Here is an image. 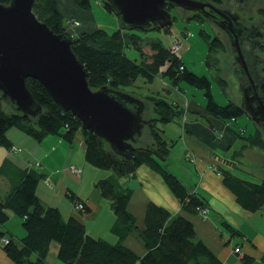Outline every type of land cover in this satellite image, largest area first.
<instances>
[{
	"label": "trees",
	"instance_id": "obj_1",
	"mask_svg": "<svg viewBox=\"0 0 264 264\" xmlns=\"http://www.w3.org/2000/svg\"><path fill=\"white\" fill-rule=\"evenodd\" d=\"M0 2L6 4L9 0ZM100 3L103 4V1L100 0ZM75 4L88 10L92 6L91 0H75ZM104 7L112 13L107 5ZM32 9L37 18L53 32L67 34V20L62 15L57 0H35ZM261 13L264 15V10ZM188 19L204 20L196 13ZM150 30L172 34L170 26L164 29L152 26L147 30L120 27L111 33L103 27L82 32L76 29L77 34L71 37L72 50L88 72L90 86L96 89L106 85L122 90L123 87L132 86L139 77L152 83L158 74L166 77L173 86L184 81L203 90L206 113L227 122L228 129L238 140L240 146L233 154V166L243 149L257 146L264 150V139L257 126L251 132H246L245 127L236 126L235 121L244 114L239 103L231 99L225 104L217 103L213 98L208 77L188 69L182 58L174 55L169 44H163L161 38L139 33ZM200 33L210 38L203 30ZM183 35L185 36L184 33ZM209 40V50L223 47L215 36ZM129 44L139 52V61L127 56L125 47H129ZM144 47H148L150 52L146 53ZM164 64L168 67L160 72L159 68ZM216 80L225 89L226 81L220 76ZM25 84L42 106L43 112L35 118L25 117L18 110H13L9 104H6V110L2 105L4 101L0 100V143L6 142V133L13 127L35 141H40L47 135H58L63 140L72 142L80 132L86 162L98 169L111 171L109 175L98 178L95 186L102 197L110 201L115 215L111 232L116 236V241L109 242L101 237H93L76 217L64 219L58 208L44 205L36 194V188L39 181L47 175L28 167L19 171L13 166L18 180L10 192L0 199V226L12 213L20 218L25 233L15 240L0 229V240L7 238V243L1 246L11 261L15 264H49V246L51 242H56L57 258L63 264H222L197 238L192 222L185 215L172 216L164 207L153 202L147 204L145 226L138 231L146 249L145 253L138 257L123 244L125 237L136 230L135 217L127 209L132 189L126 185V181L141 165L148 166L162 177L186 214H197L200 209L207 208L204 197L188 189L167 164V157L175 140L168 141L163 137L164 126L175 117L181 116V109L158 94L146 95L144 100L152 104L154 115L149 118L145 116V130L133 145L134 148L129 151L127 159L113 153L108 144L95 133L82 128L79 120L70 111L59 108L38 80L28 77ZM146 131L152 139L151 144L144 138ZM2 171L0 167V174L5 175ZM222 175L223 183L235 194L242 206L250 210L264 209V179H244L228 170H223ZM69 197L75 201L72 194ZM221 222L232 237L240 235L227 221ZM241 259L245 263L251 262L250 258L244 256Z\"/></svg>",
	"mask_w": 264,
	"mask_h": 264
},
{
	"label": "crops",
	"instance_id": "obj_2",
	"mask_svg": "<svg viewBox=\"0 0 264 264\" xmlns=\"http://www.w3.org/2000/svg\"><path fill=\"white\" fill-rule=\"evenodd\" d=\"M57 3L64 18L80 21L77 31H91L102 27L93 17L92 10L78 7L75 0H57ZM160 83L164 85L161 87L168 96L167 100L182 110L179 116L181 120L173 119L167 126L175 134L172 139L175 143L168 154L167 164L188 189L204 197L208 213L186 214L162 177L148 166L141 165L126 181V185L132 189L127 209L135 217L136 230L125 237L123 244L138 257L145 253L138 231L145 226L147 204L153 202L164 207L172 216L185 215L192 222L197 238L222 264H264V209L245 208L223 183V170L239 176L233 171L231 163L233 154L240 146L238 140L228 129L227 122L206 113L202 101H196L193 97L180 93L178 89H174L172 93V89L163 80L160 79ZM235 124L238 127L237 120ZM13 144L22 147V150L18 153L10 152L9 146ZM234 145L238 148L235 149ZM252 148L261 150L258 155L264 159V150L253 146L243 149L237 160ZM35 161L40 162L41 168L34 165ZM71 165L81 169L79 175L71 172ZM13 166L19 171L24 167L37 169L51 179L52 186L47 185L43 178L36 188V194L44 205L58 208L64 219L76 217L84 224L89 235L109 242L116 241V236L111 232L115 215L110 201L102 197L95 186L96 180L106 176L108 172L97 170L86 162L82 134L80 136L77 133L72 142H67L58 135H47L40 141H35L18 128H10L6 133V142L0 143V167L5 173L0 174V199L10 192L18 180ZM262 177L264 179V175ZM69 194L74 196L75 201ZM76 202L83 203L85 210H78ZM12 217L17 216L10 213L9 218ZM7 220L0 229L18 240L25 233L21 220L20 224ZM222 220L236 228L240 235L232 237ZM236 246L240 248L239 254L233 251ZM57 251L58 244L51 242L47 255L49 264H61ZM49 255L55 256L53 261L48 260ZM242 256L250 258L251 262L245 263ZM0 264H15L7 257L1 244Z\"/></svg>",
	"mask_w": 264,
	"mask_h": 264
},
{
	"label": "water",
	"instance_id": "obj_3",
	"mask_svg": "<svg viewBox=\"0 0 264 264\" xmlns=\"http://www.w3.org/2000/svg\"><path fill=\"white\" fill-rule=\"evenodd\" d=\"M34 1L0 2V100L23 116L35 118L43 112L42 106L25 80L36 79L59 108L79 120L82 128L104 140L113 153L129 159V151L147 125L145 103L106 85L92 88L88 72L72 50L71 37L53 32L39 20L32 9ZM102 1L125 29H164L173 21L170 7L199 14L224 31L238 76L239 105L264 135V76L254 70L244 47V41H250L254 51L264 39L259 25L246 26L236 11L208 0Z\"/></svg>",
	"mask_w": 264,
	"mask_h": 264
},
{
	"label": "rangeland",
	"instance_id": "obj_4",
	"mask_svg": "<svg viewBox=\"0 0 264 264\" xmlns=\"http://www.w3.org/2000/svg\"><path fill=\"white\" fill-rule=\"evenodd\" d=\"M208 1L217 5L229 7L230 9L236 11L239 16L244 18L246 24L252 23L259 25L261 31H264V15L261 13V10H264V0ZM91 5L93 17L105 30L111 33L112 31L120 28L119 21L116 15L109 12L103 4L98 3L97 0H91ZM170 12L174 17L172 24L170 25V29L171 32L175 36L180 37V40L182 41L181 50L179 52L187 68L191 71H194L198 75H205L206 77H208L211 83L210 89L213 98L217 103L225 104L228 99H231L238 103L240 100V92L238 91L237 80L238 76L233 69V57L230 51L228 37L225 32L219 29L213 22L209 20L188 19V17L192 16L193 14L191 11H185L180 8H170ZM65 19L68 21L69 18L67 19V17H65ZM70 29L71 28H69V30ZM201 30L208 34L210 38L212 36H215L219 40V42L223 44V47H218L216 48L217 50L213 51L209 50L210 38L208 39L204 34H201ZM139 33L154 37L157 36L161 38L163 44H169V34H165L162 31L150 30L145 33ZM183 33L185 35L189 33V35L186 37L183 35ZM246 48L248 49L247 46ZM144 51L146 53L150 52L148 47H144ZM125 52L128 57L136 59L137 61L140 60L139 52L131 44H129V47H125ZM255 52L259 55L258 57L264 59V39L259 41L255 48ZM218 76L226 81V85L224 86L225 89H223L222 85L217 82L216 77ZM155 78L156 80H154L152 83H147L139 77L136 79L132 86L123 87L122 91L130 93L131 95L142 99L143 101H145L144 98L146 95L163 94L161 96L167 98L168 96L166 92L161 87L163 85L162 83H160L161 79L165 82V84H167V87L172 89V93L174 89H178L180 93H185L186 96L193 97L194 100L202 101L203 103H205L206 99L203 95L202 89L189 85L184 81H179L177 85L173 86L172 83L162 75H157ZM3 103V107L8 110V107L6 106L7 103ZM153 115L154 113L152 104L145 101V116L149 118ZM176 120L180 121L181 119L178 117L173 121ZM173 121H171L170 123H172ZM170 123L166 124V127L164 128L165 132L163 133V137L168 141L172 140L175 135L167 129V126ZM237 125L239 127H245L246 132H251L256 126L245 113L237 119ZM78 134H80L81 136L80 132H78ZM261 134L264 139L262 131ZM144 138L148 144L152 143V139L149 138L147 131L145 132ZM233 147H235V149L238 148L236 145H234ZM259 152L262 151L258 148L247 150L245 154H243L238 160L234 161V163L236 164L235 166H233V171L240 177L245 179L253 181L263 179L262 176L264 175V159L261 157L259 158ZM97 170L99 169L97 168ZM101 170H104V172H108L107 175L111 173V171L107 169ZM13 221L16 222V224H20V219L17 217H12L7 220V222ZM51 254H53V252ZM54 257L55 256L53 255H49L48 260L53 261ZM59 262L62 264L61 261Z\"/></svg>",
	"mask_w": 264,
	"mask_h": 264
},
{
	"label": "built area",
	"instance_id": "obj_5",
	"mask_svg": "<svg viewBox=\"0 0 264 264\" xmlns=\"http://www.w3.org/2000/svg\"><path fill=\"white\" fill-rule=\"evenodd\" d=\"M98 3H100V0H97ZM81 25L80 21L79 20H76V19H69L67 21V26H66V30H67V34L72 37L74 35H76V28H78L79 26ZM69 28H71L69 30ZM189 35V33L187 35H185L186 37ZM170 39H169V47H170V50L171 52L176 55L177 57H181L180 55V50H181V45H182V41L180 40V37L178 36H175L173 33L169 35ZM168 67L167 64H164L162 65L160 68H159V71L160 72H163L165 71V69ZM182 68V67H181ZM9 151L10 152H14V153H18L21 151V147L16 145V144H13L10 146L9 148ZM191 160H194L192 157H190ZM34 165L37 167V168H41V164L39 161H35L34 162ZM71 172L75 175H79L81 169L77 166H74V165H71L70 168ZM44 181L46 182L47 185L49 186H52V182H51V179L46 176L44 177ZM75 207L80 210V211H83L85 208H84V204L81 203V202H76L75 203ZM208 212V209L207 208H202L200 209V213L205 215L206 213ZM4 243H7V238L6 237H3L1 238L0 240V244L3 245ZM234 252H240V249L237 247V248H234Z\"/></svg>",
	"mask_w": 264,
	"mask_h": 264
},
{
	"label": "flooded vegetation",
	"instance_id": "obj_6",
	"mask_svg": "<svg viewBox=\"0 0 264 264\" xmlns=\"http://www.w3.org/2000/svg\"><path fill=\"white\" fill-rule=\"evenodd\" d=\"M241 17V16H240ZM242 18V17H241ZM243 19V23L246 25V26H249L250 24H246L245 21H244V18ZM244 47H245V50H246V55H247V58L251 57L252 59L249 58V60L251 62H253V67H254V70L257 71L261 76L263 75L264 76V59L263 58H260L258 57L259 55L255 52V49L254 51H252L251 47L249 46V42L250 41H247L245 40L244 41ZM246 46L248 47V49L246 48ZM259 60L258 63H256L257 61ZM261 67V69H260ZM263 70V71H262ZM239 91V90H238ZM241 101V94H240V100L238 103H240Z\"/></svg>",
	"mask_w": 264,
	"mask_h": 264
},
{
	"label": "bare ground",
	"instance_id": "obj_7",
	"mask_svg": "<svg viewBox=\"0 0 264 264\" xmlns=\"http://www.w3.org/2000/svg\"><path fill=\"white\" fill-rule=\"evenodd\" d=\"M250 84V88L252 87V84L251 83H249Z\"/></svg>",
	"mask_w": 264,
	"mask_h": 264
}]
</instances>
